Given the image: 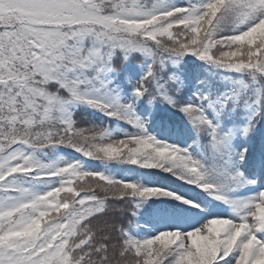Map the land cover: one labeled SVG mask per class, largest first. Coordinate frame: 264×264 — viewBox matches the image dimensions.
Instances as JSON below:
<instances>
[{
  "label": "snow or ice",
  "instance_id": "1",
  "mask_svg": "<svg viewBox=\"0 0 264 264\" xmlns=\"http://www.w3.org/2000/svg\"><path fill=\"white\" fill-rule=\"evenodd\" d=\"M0 264H264V0H0Z\"/></svg>",
  "mask_w": 264,
  "mask_h": 264
}]
</instances>
